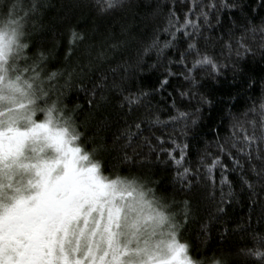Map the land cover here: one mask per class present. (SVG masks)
I'll use <instances>...</instances> for the list:
<instances>
[{
    "label": "trees",
    "instance_id": "trees-1",
    "mask_svg": "<svg viewBox=\"0 0 264 264\" xmlns=\"http://www.w3.org/2000/svg\"><path fill=\"white\" fill-rule=\"evenodd\" d=\"M202 3L220 6L218 10L203 8L209 12L211 25L201 24L202 36L197 37L199 45L203 47L207 43L209 53L224 66L217 73L207 67L199 68L185 79L182 66L169 65V60L177 59L176 47L165 49L159 59L155 51L142 54L144 43H150L154 33L161 37L163 44L165 35L159 29L166 26L165 17L173 0H121L104 16L97 14L96 0H38L36 10L29 14L27 31L31 47L26 52L29 59L21 61L20 66L31 63L42 52L46 57L42 66L49 72L63 73L60 93L64 103L73 110L85 143L98 150L107 170L121 175H139L157 194L164 196L173 210L180 213L183 235L195 246L194 252L211 255L225 250L232 253L233 264H261L244 255L248 249H260L261 243L256 237H264L261 185L257 184L253 193L247 187L242 188L237 174L233 173L234 197L225 196L227 202L220 205L224 212L218 213V173L214 190L210 183L201 181L188 191L177 179L176 167L167 163L168 157L161 155L157 159L144 140L148 137L157 151L160 146L155 137L165 140L162 145L165 149L173 147L172 141L187 144L185 166L198 167L196 162L201 155L217 151L218 141L227 140L225 147H231L233 131L241 140L245 134L252 136L249 121L257 122L255 135H260L259 113L250 110L259 109L264 99V32L261 31L264 29V0H202ZM225 3L229 7L221 6ZM24 4H30V0H24ZM192 6V0H175L178 16ZM200 11L196 9L192 19L195 20ZM70 28L86 38L76 46L71 59H66ZM252 28L256 31H251ZM241 36L245 37L244 43L250 51L240 48L241 54L237 56V41ZM228 43L232 44L231 50L225 46ZM113 44L117 47L113 48ZM169 68L173 75H167ZM102 77L106 86L103 90L97 89L93 96V84H100ZM164 80L167 84L162 88L160 82ZM113 84L125 89L123 96L139 90L149 92L145 103H150L164 122L160 125L146 123L143 127L150 130L134 139L131 147H125L126 139H116L127 127L125 113L128 110L120 109L118 102L122 95ZM181 92L187 95L182 97ZM205 100L209 102H203ZM174 101L175 108L172 107ZM177 110L188 113L189 118L172 121L170 117L176 116ZM234 117L240 122L235 130ZM131 130L136 132L135 128ZM260 147L264 149V143ZM125 153L130 160H124ZM227 192L225 187L224 193ZM213 194L215 200L211 199ZM184 200L191 202V215L187 220L182 211Z\"/></svg>",
    "mask_w": 264,
    "mask_h": 264
},
{
    "label": "clouds",
    "instance_id": "clouds-1",
    "mask_svg": "<svg viewBox=\"0 0 264 264\" xmlns=\"http://www.w3.org/2000/svg\"><path fill=\"white\" fill-rule=\"evenodd\" d=\"M32 2L0 0V95L5 97L0 109L22 106L19 113H34L37 123L45 122L51 110V127L66 129L71 146L79 148L80 156L87 158L80 165H96V174L103 182L55 190L54 199L41 214L51 234L52 243L46 252L52 264H147L145 249L166 259V242L172 232L185 245L184 256L190 264H233L232 253L225 250L211 255L194 252L195 246L183 235L180 213L145 178L106 169L98 150L85 143L73 110L64 103L59 83L61 71L49 72L42 66L43 61L36 59L20 66L21 61L29 59L27 29ZM10 85H17L21 91ZM36 116L41 118L35 119ZM29 126L20 121V127ZM42 137L43 134L39 141L29 140L17 165L0 171V217H7L20 197H32L40 191L38 171L45 176L50 174L53 180L63 176L67 157L49 147ZM158 214L166 217L163 224L158 223ZM250 252L253 249L244 255L264 264V242L260 255Z\"/></svg>",
    "mask_w": 264,
    "mask_h": 264
},
{
    "label": "snow or ice",
    "instance_id": "snow-or-ice-1",
    "mask_svg": "<svg viewBox=\"0 0 264 264\" xmlns=\"http://www.w3.org/2000/svg\"><path fill=\"white\" fill-rule=\"evenodd\" d=\"M120 3L121 0H96L97 14L101 16L107 15ZM192 5L186 13L178 16L175 8V0H173V6L165 17L166 26L159 29L165 35L163 44H161V37L154 33L151 42L144 43L142 48L143 55H148L150 52L155 51L159 59L165 49L176 47L177 59L175 61L169 60V65L182 66L186 73L185 79H188L191 73L199 68L207 67L211 69L212 73H217L224 67L209 53L207 43L201 47L197 41V37L202 36L201 24L211 25L209 12L204 11L203 8L218 10L220 6L216 3L204 5L202 0L201 3H197V0H192ZM37 6L36 0H33L29 11H35ZM221 6L229 7L226 3ZM196 9H201V11L194 20L192 16L196 15ZM213 15H216V13L214 12ZM216 18L217 23H219L218 16ZM251 31L255 32L256 29L252 28ZM261 31L264 32V29ZM229 35H231V32H229ZM85 38V35L76 31L75 28L69 29L66 59H71L75 54L76 46L83 43ZM244 39L245 37L241 36L237 41V56L241 54L239 51L240 48H243L245 52L250 51L244 43ZM225 46L231 50L232 44L228 43ZM112 47L115 48L117 45L113 44ZM100 55L102 56L103 53H100ZM189 57H191V67H189ZM142 58L143 56H141ZM45 59L44 53L41 52L36 60L40 62ZM55 74L53 73V75ZM167 75H173L170 68ZM70 78L71 73H69ZM104 80L105 78L102 77L100 84H93V96H95L97 89L103 90L106 86ZM2 82L3 77H0V84ZM160 83L163 88L167 84V80L161 81ZM10 87H13L16 91H21L17 85H10ZM112 87L121 92L122 99L118 102L120 109L127 108L128 110L125 113L127 127L116 138L117 140L126 139L127 144L125 147H131L134 139L142 135L144 131L150 130L143 127L146 123L151 125L164 123L161 121L160 116L155 114L150 103H145L150 95L149 92L139 90L136 93L130 92L127 96H123L125 89L116 84H113ZM180 95L183 97L187 93L181 92ZM4 99L5 97L0 95V101ZM101 99H104V97H101ZM203 102L208 103L209 101L205 100ZM21 107L18 105L16 108L0 109V171L17 165L20 157L24 154L29 140L39 141L41 134H43L42 138L48 142L49 147L54 148L62 156L67 157V159L63 161L65 166L63 176L53 180L50 174L45 176L42 172L38 171V175L41 176V179L37 182L40 191L32 197H20L10 210L8 216L0 217V264H52L46 252V249L52 243L50 239L51 234L47 231L41 214L54 199L55 190H67L74 186L91 187L92 185H102L103 182L96 174V165L92 164L87 167L80 165V161L87 158L80 156L79 148L71 146L70 141L66 137V129H53L51 127V110H48L45 122L37 123L33 119L34 113L24 112L20 114L19 109ZM172 107H176L175 101ZM141 109H144V111H141ZM250 111L259 113L260 135H255L257 122L255 120L249 121L253 127L252 136L245 134L241 140L236 138V133L233 131L231 147H225L227 140L224 143L218 141L216 144L217 151L215 153L208 152L201 155L196 162L198 167L185 166L188 163L186 152L189 146L187 144L181 145L176 143V141H172L173 147L165 149L162 147L165 140L161 137H155L157 144L160 146L159 151H157L152 146V142L148 137H145L144 140L150 148L151 153L157 159L161 155L168 157L167 163L176 167L177 179L182 185L187 187L188 191L197 187L201 181L205 184L210 183L214 190L216 185L215 174L218 173L220 201L217 204L216 210L218 213H223L224 208L220 205L227 202L225 196L234 197L233 184L236 181L231 178L233 173L237 174L236 179L242 188L247 187L248 190L254 193L256 185L259 184L261 185V191H264V149L260 147L261 143H264V99H262L259 109L253 107ZM244 115L246 116L247 113ZM188 118V113L178 110L176 116L170 117L172 121L179 119L187 120ZM21 120L30 126L20 127ZM128 121H131V123H128ZM192 122L195 123V120ZM239 123L238 119L234 117L232 123L234 130L239 127ZM132 128L136 129L135 133L132 132ZM240 131L245 130L240 128ZM238 145L240 146L238 147ZM130 159L131 157L125 153L124 160L128 161ZM205 176L207 179H205ZM225 187L228 188L227 194L224 193ZM211 199L215 200L214 194L211 196ZM182 203V211L185 220H187L191 215V202L184 200ZM165 220L166 217L163 214H158L157 221L159 224H163ZM171 236L172 238L166 242L168 252L166 259L160 258L148 249L144 250V257L147 264H190V261L184 256L185 245L179 243L176 239L175 232H172ZM256 239L260 243L264 242V237H256ZM253 252L256 255H260L259 249L253 250ZM253 252L249 254H253Z\"/></svg>",
    "mask_w": 264,
    "mask_h": 264
}]
</instances>
